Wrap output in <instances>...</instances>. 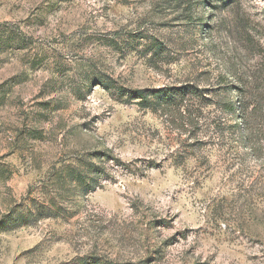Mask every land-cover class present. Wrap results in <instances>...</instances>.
Instances as JSON below:
<instances>
[{
	"label": "rangeland",
	"instance_id": "374dc122",
	"mask_svg": "<svg viewBox=\"0 0 264 264\" xmlns=\"http://www.w3.org/2000/svg\"><path fill=\"white\" fill-rule=\"evenodd\" d=\"M241 123L264 136V0H0V264H264Z\"/></svg>",
	"mask_w": 264,
	"mask_h": 264
},
{
	"label": "trees",
	"instance_id": "16d2710c",
	"mask_svg": "<svg viewBox=\"0 0 264 264\" xmlns=\"http://www.w3.org/2000/svg\"><path fill=\"white\" fill-rule=\"evenodd\" d=\"M152 51L154 52L151 60V64L154 65L155 62L159 61L163 54H168L167 48L161 47L156 42H152L151 45ZM196 88L191 84H185L178 87L164 86L158 89H153L149 91L145 90H134V98H141L140 104H143L145 108L150 109L153 112H156L157 109L178 107L182 100L187 94L190 96L196 93ZM230 90V86L226 88V91ZM228 110H232V104L229 101ZM234 127H238L241 131V136L238 138L237 142L244 146L245 149L250 151H257L262 153L264 150V136L262 134H247L244 132V124H237ZM95 172V171H94Z\"/></svg>",
	"mask_w": 264,
	"mask_h": 264
}]
</instances>
